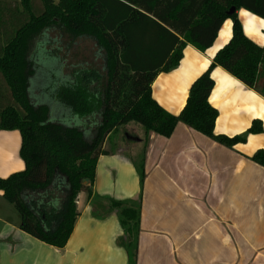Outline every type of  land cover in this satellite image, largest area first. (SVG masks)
<instances>
[{
	"label": "trees",
	"instance_id": "1",
	"mask_svg": "<svg viewBox=\"0 0 264 264\" xmlns=\"http://www.w3.org/2000/svg\"><path fill=\"white\" fill-rule=\"evenodd\" d=\"M0 1L8 8L0 32L3 21L12 26L6 44L0 45V131L20 132L26 165L24 171L0 178V191L20 214L21 230L57 249L68 244L79 217L77 200L85 192L96 219L117 214L124 231L118 244L129 264H138L142 194L117 201L95 193L98 160L109 154L104 144L131 124L144 128L145 145L151 133L170 138L179 123L230 149L245 144L250 135L264 134L256 120L243 135H216L219 111L209 102L218 67L264 97V47L246 36L238 16L245 10L264 20V0H40L42 12L32 9L33 0H20L23 12L18 0ZM232 8L236 12L230 15ZM228 20L233 22L232 39L192 85L181 114L167 112L153 98L152 84L160 73L180 66L188 44L201 52L212 48ZM50 29L73 42L93 40L103 52V70L95 62L76 69L56 93L76 118L100 117L91 141L81 127L51 121L50 107H36L30 99L33 46ZM252 161L264 167V149ZM134 163L143 188L144 156Z\"/></svg>",
	"mask_w": 264,
	"mask_h": 264
},
{
	"label": "crops",
	"instance_id": "2",
	"mask_svg": "<svg viewBox=\"0 0 264 264\" xmlns=\"http://www.w3.org/2000/svg\"><path fill=\"white\" fill-rule=\"evenodd\" d=\"M238 16L246 36L264 47V20L245 10ZM232 35L228 20L206 52L188 44L180 66L160 73L152 84L153 98L167 112L181 114L192 85ZM212 79L209 102L219 111L216 135H243L256 120L264 127L259 92L221 67ZM131 126L109 137L126 130L129 145L100 156L94 191L117 201L142 194L138 264H264V167L252 161L264 149V134L250 135L245 144L230 149L179 123L170 138L151 133L145 145V134L140 137L136 129L131 136ZM21 145L19 131H0V178L26 169ZM142 156L143 188L134 163ZM77 206L79 217L68 244L57 249L21 230L20 214L0 191V264H129L118 244L124 231L117 214L96 219L85 192Z\"/></svg>",
	"mask_w": 264,
	"mask_h": 264
},
{
	"label": "rangeland",
	"instance_id": "3",
	"mask_svg": "<svg viewBox=\"0 0 264 264\" xmlns=\"http://www.w3.org/2000/svg\"><path fill=\"white\" fill-rule=\"evenodd\" d=\"M0 3V7L4 9V11L0 9V20H4L8 8L4 1H0ZM18 6L20 12H23L24 7L20 0H18ZM31 7L35 11L40 10L42 12L43 10L40 0H33ZM11 28V25L9 26L3 21L0 32V45L6 44ZM32 53L31 60L34 74L29 77V96L34 106H49L51 121L64 126H79L84 130L86 138L91 141L96 133L95 126L101 121L100 117L97 116L88 120L76 118L68 108L57 101L56 93L59 88L72 80L70 75L76 69L88 68L95 62L103 70L105 65L103 52L100 49L98 50L93 40L83 38L73 42L68 35L60 30L50 29L35 41ZM131 125V127H134L133 131L131 127L129 128L131 136L135 134L136 129L140 137L145 134L142 126ZM122 131L124 134H117L107 140L106 149L108 152H115L118 148L129 145L128 139L124 136L126 130Z\"/></svg>",
	"mask_w": 264,
	"mask_h": 264
},
{
	"label": "water",
	"instance_id": "4",
	"mask_svg": "<svg viewBox=\"0 0 264 264\" xmlns=\"http://www.w3.org/2000/svg\"><path fill=\"white\" fill-rule=\"evenodd\" d=\"M236 12V9L235 8H232L231 11L229 12L230 15L234 14ZM88 182V180H85Z\"/></svg>",
	"mask_w": 264,
	"mask_h": 264
}]
</instances>
